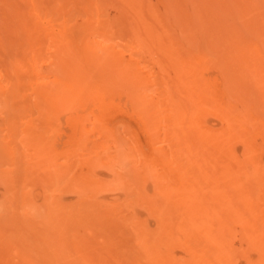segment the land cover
Listing matches in <instances>:
<instances>
[{
  "label": "bare ground",
  "instance_id": "6f19581e",
  "mask_svg": "<svg viewBox=\"0 0 264 264\" xmlns=\"http://www.w3.org/2000/svg\"><path fill=\"white\" fill-rule=\"evenodd\" d=\"M0 193V264H264V0H0Z\"/></svg>",
  "mask_w": 264,
  "mask_h": 264
},
{
  "label": "rangeland",
  "instance_id": "374dc122",
  "mask_svg": "<svg viewBox=\"0 0 264 264\" xmlns=\"http://www.w3.org/2000/svg\"><path fill=\"white\" fill-rule=\"evenodd\" d=\"M153 1H156V0H153ZM213 82L215 84L219 85V81L217 79L214 78ZM108 119L111 122V125H114L115 123H117L119 121H126L128 124H131L137 130L140 142H142L143 144L146 145L147 137L139 128V120L130 111L126 110L125 108L115 109L109 113ZM70 132H71V134H73L74 129L71 130ZM79 168H81V167H79ZM3 193H0V195L3 196ZM2 196H0V197H2ZM68 199H69V202H71L73 200L71 196H69Z\"/></svg>",
  "mask_w": 264,
  "mask_h": 264
}]
</instances>
